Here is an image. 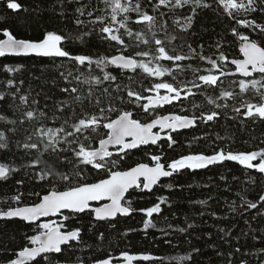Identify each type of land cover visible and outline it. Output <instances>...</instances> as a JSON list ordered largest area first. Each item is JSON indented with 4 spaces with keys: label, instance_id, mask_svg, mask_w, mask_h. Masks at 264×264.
I'll return each instance as SVG.
<instances>
[{
    "label": "snow or ice",
    "instance_id": "snow-or-ice-1",
    "mask_svg": "<svg viewBox=\"0 0 264 264\" xmlns=\"http://www.w3.org/2000/svg\"><path fill=\"white\" fill-rule=\"evenodd\" d=\"M0 4L29 11L20 0ZM31 11L49 12L57 26L36 39L0 27V58H48L34 79L50 81L59 96L25 87V65L0 64V183L11 182L0 223L27 229L0 247V264H89L77 255L84 234L103 241L101 228L137 214L145 234L161 219L166 237L200 231L195 239L206 238L222 264H264V138L233 150L234 136L216 130L222 120L245 130L264 124V0H41ZM93 41L105 51H88ZM185 130L200 134L181 141ZM135 152L143 158L126 166ZM232 164L247 176L236 200L220 213L212 196L190 201L195 216L170 222L179 206L172 197L192 188L186 175L231 172ZM214 187L211 178L203 185ZM197 218L216 222L215 233ZM203 255L192 246L180 260L197 264ZM136 261L155 264L151 254L128 251L91 264Z\"/></svg>",
    "mask_w": 264,
    "mask_h": 264
},
{
    "label": "trees",
    "instance_id": "trees-1",
    "mask_svg": "<svg viewBox=\"0 0 264 264\" xmlns=\"http://www.w3.org/2000/svg\"><path fill=\"white\" fill-rule=\"evenodd\" d=\"M20 2L25 7L29 8L28 12L22 11L19 14L12 13L10 11H6L3 4H0V16H6L8 18L6 23H0V27L10 28L18 38L36 39L44 29H51L57 26V22L51 18L49 12H43V14L40 15L37 14V12L31 11V9L37 3L41 2V0H20ZM44 3L46 5L47 0H44ZM205 39H207V37H205ZM96 43V41H93V46L88 49V51L93 53L96 51L104 52L105 48L100 47L98 49L95 46ZM2 63L25 65V70L23 72V76L21 77L26 81L25 87H27L29 83L33 86L41 85L46 93L59 96L58 90L52 87L50 81L47 84H44L43 82H38L34 79L35 76L41 75V69L44 66H50L48 58H0V64ZM45 75H47V73H45ZM37 90H39V87ZM43 102V99H41V104H43ZM172 110L175 111L176 109ZM216 130L226 138L234 136V140L231 141L233 150H246L256 147L259 145L260 139L264 138V124L260 122H256L255 124L249 122L247 130H245L243 128L237 129V127L231 122L222 120L220 122V127ZM209 131L212 130L209 129ZM193 134L199 135L200 133H193L185 130V136H181L179 139L184 141L186 137L191 138ZM249 137H252L253 140L249 141ZM246 141L248 142L246 143ZM199 147L203 149L205 148V145L200 144ZM177 151H180V149ZM168 155L172 156L173 153L169 152ZM143 156L144 154L142 152H135L131 155L130 159L127 160L126 166L132 165L135 161L141 160ZM0 159H4V157H0ZM8 159H11V157H8ZM230 166L231 172H227L225 169H217L213 171L202 170L199 174L192 176L186 175L184 181L182 182L185 184L190 183L192 188L172 197L174 201L178 202L179 206L173 209V211L176 212L175 217L170 216L167 211L165 212V215H169L170 222L177 226H183L180 222L183 220L185 215L195 216V212L192 211L190 201L206 199L208 196H212L213 200L209 201V203L212 205L213 209L220 213L225 208V200H236V193L241 192L246 187L245 181L247 180V176L239 166L234 164ZM221 174L228 177L227 182L220 179ZM233 176H236L238 179L233 180ZM92 178L93 177L91 176L89 177L90 180ZM210 178L216 185H218V187L204 189L203 185L209 183ZM226 185L230 190H225ZM261 187H264V178H261ZM10 188L11 182H8L7 184L0 183V196L7 194ZM163 194H168V190H165ZM198 210L199 206H197V211ZM142 219L143 217L137 214L132 218H122L116 229L107 227L101 228V230L105 232L106 236L103 241L98 240L92 233H85L84 240L87 246L83 247L81 251H77V255L82 256L84 259L88 260L89 263H91V259L94 256H103L107 253L117 256L121 251H128L131 254H151L156 258L155 264H184V262L180 260V257L186 256L191 251L192 246H197L201 247L204 252L203 256L197 258V264H222V260L215 254V249L208 247V243L210 242H206V238L199 241L195 239L196 236L202 235L200 231H197L192 236H186L178 232H173L166 237L158 230L160 228H165L166 225L161 219H157V229H149L148 234H145L141 230ZM85 223H87V220H85ZM197 223L202 224L199 218H197ZM213 223L216 222L208 219L207 225L202 224L203 231H213L215 233L216 230L212 228ZM219 223L224 225L228 222ZM129 228L135 229L136 231L130 232L127 236H123L122 233ZM243 228V222H240L239 229ZM239 229H234V233L239 234ZM26 230L27 229L19 223H9L7 225L0 223V247L7 246L9 238L13 234L18 237L20 232ZM168 240H170L171 243H167L166 241ZM189 241H191V243H189ZM16 243H19V239H17ZM222 248L225 251L228 250L226 245H223ZM8 254L10 256L11 252L9 251ZM2 259L3 257H0V260ZM141 264H152V262H145Z\"/></svg>",
    "mask_w": 264,
    "mask_h": 264
},
{
    "label": "water",
    "instance_id": "water-1",
    "mask_svg": "<svg viewBox=\"0 0 264 264\" xmlns=\"http://www.w3.org/2000/svg\"><path fill=\"white\" fill-rule=\"evenodd\" d=\"M117 256H119V255H117ZM154 257V256H153ZM155 258V257H154ZM156 259V258H155ZM141 263H145V262H142V261H136V262H133V264H141ZM89 264H91V263H89ZM121 264H123V262H121Z\"/></svg>",
    "mask_w": 264,
    "mask_h": 264
}]
</instances>
